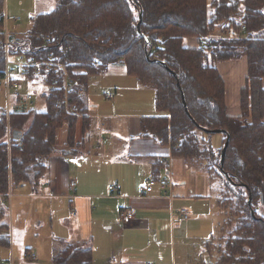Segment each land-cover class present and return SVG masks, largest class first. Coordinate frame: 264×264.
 Instances as JSON below:
<instances>
[{
  "label": "trees",
  "instance_id": "1",
  "mask_svg": "<svg viewBox=\"0 0 264 264\" xmlns=\"http://www.w3.org/2000/svg\"><path fill=\"white\" fill-rule=\"evenodd\" d=\"M4 4L0 0V81L7 60L23 57L61 64L71 81L67 102L83 113L84 98L75 90L86 89L89 77L122 62L127 75L153 90L160 114L142 120L141 137L171 146L182 161L203 163L209 181L217 183L216 207L222 219L204 244L215 254V264H264V0H212L209 5L207 0H56L54 9L30 18L22 38L8 34ZM221 24L232 37H213ZM189 38L197 39V48L187 47ZM243 56L247 75L240 90L241 113L230 117L216 64ZM26 79L33 81L29 88L44 89L40 97L45 109L27 108L8 117L0 110V194L11 184L38 187L55 151L56 130L66 123L69 140L75 132V116L63 106L55 107L66 95L63 71L41 69ZM181 92L195 124L183 108ZM17 94L21 97L19 87ZM27 95L33 101L32 94ZM9 128L19 136L11 134L7 143ZM216 135L217 147L212 144ZM8 216L7 204L0 200L1 248L10 246ZM51 264H93L91 249L64 243Z\"/></svg>",
  "mask_w": 264,
  "mask_h": 264
},
{
  "label": "crops",
  "instance_id": "2",
  "mask_svg": "<svg viewBox=\"0 0 264 264\" xmlns=\"http://www.w3.org/2000/svg\"><path fill=\"white\" fill-rule=\"evenodd\" d=\"M5 7L6 6H4V14H6ZM185 43L189 48H197L198 46L196 38H189ZM9 61L11 62L12 60ZM35 61L40 62L37 60ZM42 62L45 63V61ZM116 64L122 65V68H116ZM116 64L109 66V75L107 73L102 74L103 72L98 75H93L88 78V87L86 89L79 87L82 92L77 93L76 91L77 95L84 98L86 104V110L83 113L78 112L75 105L68 104L67 93L69 91L64 87L66 95L60 103L63 104L65 112L74 116L77 115L75 116L74 135L70 140L68 139L69 128L66 123L58 128L55 132V151L47 160L46 174L41 183L38 187L36 186L34 188L30 185L21 184L18 185V188L15 190H26L28 194L23 193L20 194V196L32 199V201L38 200L39 205L42 203L45 204L49 213L53 211L57 203L67 202V208L72 219L75 218V221L67 224L68 235L63 234L61 237L55 235L51 236L50 248H52L53 252L55 249H59V246L62 247L64 243L79 244L81 247L91 249L93 264H97L96 251L98 250V246L93 236L94 222L96 218L100 220L106 219L107 216L104 212L105 207L102 201L105 203L109 200V226L105 227L106 230H109V246L106 248L105 256L99 261V264H156L153 261H145L148 256L143 252L137 251H143L144 249V247H137V234H147L148 240L146 247H150L152 242H154L157 247H161L162 244L159 239L161 236L165 235L162 231L167 232L170 229L171 231L174 230L172 228L175 222L172 220L171 216L179 208H184L181 205L175 206V202H179L180 198L174 191L176 186H174L172 179L174 173L177 174L180 169H173L174 161L179 160V158L172 153L171 146L161 145L158 141H154L151 138L141 137L142 120L160 116L154 107V92L152 89L141 86L134 77L127 75L122 62ZM94 65L97 66V64ZM18 69L19 67H15V72L10 76L13 77L14 81L19 83V87H21V82L26 80L27 88H29V83H33V81H27V75L30 73L39 75L41 69H43L44 72H51V70L46 71L45 66L40 65L38 72H36V70H31L30 73L21 76V70L18 73ZM121 69H123L126 77L125 80H123V85L115 81V77L121 76ZM216 69L224 82L226 113L230 117H237L241 113L240 90L245 85V78L247 75L246 57L243 56L240 60L236 61L219 62L216 64ZM60 71L61 69L54 73L58 74ZM62 71L64 73L65 82V80L69 78L66 77L65 70ZM106 71H108V68ZM104 75L109 76V89L103 93V98L105 101L110 100L111 102H103L98 106H93L91 105L88 95H95L92 87L99 88L100 84L98 79L101 78L98 77H105ZM11 77L10 81L12 82L13 80ZM92 77L97 78L91 82ZM5 78L6 75L3 79L4 81ZM4 87L6 89L5 84ZM54 88L51 86L50 89L52 90ZM6 93V101H9L10 96L14 98V103L11 107L7 104L6 109H0L5 112L7 117L12 113H22L30 108L36 109V107H33L34 103L32 101L31 105L27 107L28 109L22 108L23 110H20L22 112H19L20 108L17 109V107L22 96L19 97L17 93L12 94V90H10L8 86ZM126 93L130 94V99L133 103L132 105H128L130 109H127L126 112L118 113L116 112L117 106L123 107L127 105L125 103V98L121 95ZM56 106H58V103ZM101 109L103 112L98 111ZM109 111L112 112L109 113ZM109 132H115V135H106L109 134ZM11 134H13V131L9 128L7 136L4 139L7 143L10 141ZM99 161L104 165L101 164V166L98 164L97 162ZM72 163L81 164L76 167V165ZM182 165L183 164H181V166ZM83 166L84 168H82ZM88 166L95 167L97 172L101 173V171H103L105 175L108 176L109 182H104V186L107 185L109 195L105 196L87 193V190L95 191L97 189L100 181H98V179L102 174H97L93 182L87 179L83 182L81 171L91 169L85 168ZM109 167H113L111 173H109ZM72 170L74 173H72ZM122 175L124 179L121 178ZM197 175L199 178L197 180L195 178L192 184L187 186L188 196L194 202L202 201V199L206 198L202 190V179L206 176V185L210 183L206 172H200V174L197 173ZM128 176L132 177L130 184H128L126 179ZM165 177L168 178L169 183L162 189L158 183ZM149 178H154L158 183L153 188L152 192L147 193L145 191V181ZM72 180L75 181V185L73 189H70L69 184ZM206 185V192L209 193V185ZM214 193L217 194V191L212 192V194ZM0 200L2 201V199ZM192 205L194 204L192 203ZM213 208L217 209L216 201L213 203ZM93 209L94 213L92 214ZM126 209H131L133 213L132 220L128 224L122 222L119 218V211ZM184 209L189 213L186 208ZM27 213H30L32 218L37 215L32 207L28 208L25 206L19 210L20 215ZM218 216L220 217L218 212L214 214L213 225H220L218 224ZM208 218L209 216L207 215V217H203L202 220L210 222L211 220ZM8 224L10 246L9 248L0 247V250L5 249L10 251L11 259L9 261L8 259L0 258V264H14L12 251L15 250L17 246H22L29 220L28 218L24 220L16 218V226H18L17 232L23 231L24 233V236L22 232L19 233V238L22 240L18 239L15 233H13L16 227H13L12 213H9ZM172 233L173 232H171V235ZM211 234H213V232L209 234L207 237L208 239ZM15 238L17 239L16 241ZM163 248H167V245H163ZM170 252L172 263H174L175 255L172 250H170ZM31 254H34V260H29L28 255ZM22 255L29 262L36 261L37 255L39 256V254L36 255L31 247L24 248ZM157 256L159 258V263L157 264H165L162 250L157 252Z\"/></svg>",
  "mask_w": 264,
  "mask_h": 264
},
{
  "label": "rangeland",
  "instance_id": "3",
  "mask_svg": "<svg viewBox=\"0 0 264 264\" xmlns=\"http://www.w3.org/2000/svg\"><path fill=\"white\" fill-rule=\"evenodd\" d=\"M208 5L212 2V0H207ZM56 5V0H5V13L6 17L8 18L6 22V29L8 31V34H13V36H20L21 38L24 37L28 26H29V19L30 17L40 14V13H46L54 9ZM44 40L48 37L47 35H44ZM242 58V57H241ZM240 58V59H241ZM238 59V60H240ZM13 62H16L17 59L12 60ZM230 61H236V60H230ZM116 68H122V65L116 64ZM122 73L120 77H115V81L119 82L121 85H123V80H125V74L123 69H121ZM102 74H108L109 75V67L108 71L103 70ZM104 75L105 77H98L101 79H98L99 81V88L92 87V90L94 91L95 95H88L89 100L91 101V105H100V103L106 102L110 103V100L105 101L103 98V93L106 92L109 89V76ZM97 78V77H95ZM94 77L91 78V82L94 81ZM134 80V79H132ZM90 82V84H91ZM38 84V83H37ZM19 91L22 97H25L26 94L31 93L33 97V107H36L38 111H43L45 109V104L42 98L40 97V93L44 91V89L39 86L35 85L33 88H27L26 80L24 82H21V87H19ZM75 91H78L77 89ZM6 89L4 87V81H0V109H6L7 104L9 107H11L14 103L13 96H10L9 101H6ZM123 95V98H125L126 106H120L116 108V112L118 113H124L127 109H130V106L132 105L130 94H121ZM225 101V99H224ZM8 102V103H7ZM62 103L58 102V106H55L56 108L62 107ZM226 106V105H225ZM93 109V108H92ZM64 110V109H63ZM94 111V110H93ZM103 112V110H98ZM115 111V110H113ZM112 111H109L111 113ZM77 116V115H75ZM115 132H109V134H106L108 136L115 135ZM218 134V133H217ZM219 135V134H218ZM218 135L212 137V144L214 146H218L219 144V137ZM175 149H177L175 147ZM98 164H102L101 161L97 162ZM75 164V163H72ZM81 163L75 164L79 166ZM181 164H183L181 166ZM104 165V164H102ZM101 165V166H102ZM105 167V166H104ZM103 167V168H104ZM84 168V166L82 167ZM85 168H91L89 170L81 171L82 174V181L84 182L85 179L88 181L93 182L96 179L97 174H101L98 181L99 186L95 191L93 190H87V193H94V194H100V195H109V189H107V185L104 186V182H109V178L107 175H105V172L101 171V173L97 172L95 170V167L88 166ZM102 168V169H103ZM180 168V169H179ZM113 167H109V173H111ZM173 169H179L178 173L173 175V183L176 188L174 189L175 193L179 195V202H175V206H183L188 210L189 219L183 223L176 224L179 222H175L174 226L171 231V229L167 232H163V236L160 237L159 241L162 244L161 247H157L154 242H152L150 247L147 246V240L148 236L146 233L144 234H137V247H144L143 251L137 250L138 252H143L146 257L145 261L148 262H154L159 263V258L157 256V252L159 250H162V253L164 255V263L165 264H215V254L206 250L204 247V243L207 242L208 236L210 233L214 231H218V226L213 225V219L214 214L218 212V209L213 208V203L216 201V194H212L216 190L215 185L217 183H208L209 185V193L206 192L205 185L207 177L202 179L203 184V192L206 196L205 199H202V201L194 202L187 193V186L191 185L192 182L199 178L197 175L200 174V172H206L205 166L203 163L198 161H182L177 160L173 163ZM72 173L74 171L72 170ZM102 178V179H101ZM122 179H124V176H121ZM131 176H128L127 182L128 184L131 183ZM134 180V178H133ZM133 180H132V186H133ZM206 185V186H207ZM18 188V185H11L8 188V192L5 194H0L2 200L8 204L9 213H12V220H13V227H16L14 232L15 236L19 238V233H23V231H18L16 226V218H19L21 220H24L25 218H28L29 224L27 226V229L25 230V237L24 242L22 241L21 247H16L15 250L12 251V258L14 264H51L50 260L51 257L54 255L56 249L52 250L50 248V239L51 236H58L61 237L63 234L68 235V227L67 224L75 221V218L72 219V216L67 208V202L64 201V203H57L54 206V209L51 213L48 212V208L45 204L39 205V201L35 200L32 201V199H27L25 197L20 196V194H28V192L25 191H16L15 189ZM220 196V194H218ZM38 199V198H35ZM12 204H11V203ZM10 203V204H9ZM104 208V212L106 214V219L100 220L99 218L95 219L94 222V229H93V236L95 238V243L98 246V250L96 251L97 254V264H99V261L103 259V256H105L106 248L109 246V230H106L105 227L109 226V200H107L105 203L102 201ZM192 203L194 205H192ZM25 206L34 208L35 213L37 214L34 218H32V215L30 213L27 214H19V210L24 208ZM95 209V208H94ZM94 209L92 211V214L94 213ZM180 210V208L178 209ZM173 213L172 220H175L177 217V212ZM219 213V212H218ZM209 216L208 219H210V222H206L205 220H202L203 217ZM221 216H218V224L221 222ZM36 222V223H35ZM182 222V221H181ZM13 231V230H12ZM171 232L172 235H171ZM170 233V234H169ZM24 236V233H23ZM16 237V238H17ZM15 238V241L17 240ZM22 240V239H21ZM59 243V242H58ZM95 244V245H96ZM167 245V248H163V245ZM31 247L36 255L37 260L33 262H29L25 259V257L22 255V251L24 248ZM61 247V246H59ZM173 251L175 255V261L172 263L171 260V252ZM157 251V252H156ZM35 256L33 254L28 255L29 260H34ZM0 258L1 259H8L10 261L11 259V252L8 250H0Z\"/></svg>",
  "mask_w": 264,
  "mask_h": 264
},
{
  "label": "built area",
  "instance_id": "4",
  "mask_svg": "<svg viewBox=\"0 0 264 264\" xmlns=\"http://www.w3.org/2000/svg\"><path fill=\"white\" fill-rule=\"evenodd\" d=\"M240 29L243 30L244 26H241ZM213 37H215V38H227V37H232V35H231L230 31L227 30L226 27H224V24H221L220 26H218L214 30ZM40 65L45 66L46 71L52 70L53 72H57L59 69L65 70L62 65H60L58 63H54L52 61H45V63L44 62H36L32 58L31 59H24L23 57H20L19 59H17L16 62H9L7 60L6 61V68H5L6 78L4 81L6 89L8 86L9 89L12 90V94H16L17 88L19 87V83L17 81H14L13 77L10 76L12 73L15 72L14 68H12L11 66L20 67L21 74L24 75V74L30 73L31 70H36V72H38L39 71L38 68ZM10 77L13 80L12 82L10 81ZM53 84H55V83H53ZM70 84H71V81L69 79H66L64 82L65 88L69 89L68 86ZM54 87L55 86H52V88H54ZM77 90H78L77 93L82 92V90L79 88ZM31 102L32 101H30V95H27L26 98H21V102L18 105L17 109H19V108L20 109H22V108L26 109L29 105H31ZM157 183H158V181L155 180L154 178L147 179L145 181V191L147 193L152 192L153 188L157 185ZM168 183H169V180L167 177H165L158 184L160 185V187L162 189H164L168 185ZM74 185H75V181L74 180L70 181L69 188L73 189ZM0 199H2L1 196H0ZM132 214L133 213H132L131 209L121 210V211H119V218L121 219L122 222L128 224L132 220V216H133ZM188 217L189 216H188V213L186 212V210L184 208H180V210H178V212H177V217L174 221L175 222H181V221L188 219ZM33 256H34V254H33Z\"/></svg>",
  "mask_w": 264,
  "mask_h": 264
},
{
  "label": "water",
  "instance_id": "5",
  "mask_svg": "<svg viewBox=\"0 0 264 264\" xmlns=\"http://www.w3.org/2000/svg\"><path fill=\"white\" fill-rule=\"evenodd\" d=\"M140 23H141V16H139V22L137 24V32L139 33L140 32ZM145 42L146 44L150 45V41H149V38H145ZM146 60H149V57H148V54H146ZM156 63H161L162 65H165V63L163 61H159V60H155ZM177 86L179 87V83L177 82ZM181 101H182V105H183V108L187 114V116H189V118L192 120V122L195 124V122L193 121V119L191 118V116L189 115L188 113V109H187V106H186V103H185V99H184V94L181 92ZM20 110H23V109H19V112H22ZM203 131L205 132H208V133H222L223 131L222 130H208V129H205V128H202ZM13 136L14 138H17L19 135H18V132L17 131H13ZM228 134H226V141L221 149V152H220V156H219V160H220V169L222 170V165H223V161H224V155H225V151H226V148H227V145H228ZM225 178L231 182V179L229 177V175L227 173H223ZM250 201V198L248 200V203Z\"/></svg>",
  "mask_w": 264,
  "mask_h": 264
}]
</instances>
